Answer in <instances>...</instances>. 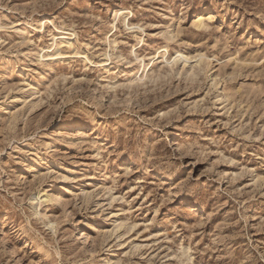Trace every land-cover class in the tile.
I'll list each match as a JSON object with an SVG mask.
<instances>
[{
	"label": "rangeland",
	"instance_id": "374dc122",
	"mask_svg": "<svg viewBox=\"0 0 264 264\" xmlns=\"http://www.w3.org/2000/svg\"><path fill=\"white\" fill-rule=\"evenodd\" d=\"M0 264H264V0H0Z\"/></svg>",
	"mask_w": 264,
	"mask_h": 264
},
{
	"label": "bare ground",
	"instance_id": "6f19581e",
	"mask_svg": "<svg viewBox=\"0 0 264 264\" xmlns=\"http://www.w3.org/2000/svg\"><path fill=\"white\" fill-rule=\"evenodd\" d=\"M65 42H66L65 40L64 41L62 40L61 44H57V45L55 44L56 45L55 52L49 53L47 55H42L41 57H45L46 60H48V61H53V60H57V59H63V58H66V57H70V53L63 49V47L66 46V44H67ZM105 62H106V60H104V62H102V65L106 64ZM99 65H101V62H100ZM68 124L72 125V123H70V122Z\"/></svg>",
	"mask_w": 264,
	"mask_h": 264
}]
</instances>
